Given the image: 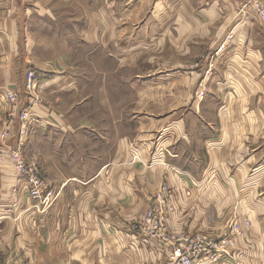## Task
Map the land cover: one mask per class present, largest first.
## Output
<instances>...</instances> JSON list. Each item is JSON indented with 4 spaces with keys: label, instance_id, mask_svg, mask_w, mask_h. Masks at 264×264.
Segmentation results:
<instances>
[{
    "label": "crops",
    "instance_id": "obj_1",
    "mask_svg": "<svg viewBox=\"0 0 264 264\" xmlns=\"http://www.w3.org/2000/svg\"><path fill=\"white\" fill-rule=\"evenodd\" d=\"M151 3L138 2L136 14L142 12L140 7L146 12ZM154 3V21L178 16L158 26L164 30L160 37L159 31L147 40L156 48L166 43L183 47L185 53L176 55L180 59L199 56L194 63L173 66L165 77L167 86L189 89L183 117L171 119L175 113H170L138 120L143 129L136 141L141 159L154 161L148 166L138 165L143 160L130 164L127 154L118 151L126 135L114 143V158L112 152L99 156V166L91 171H69L61 163L52 175L41 163L53 197L38 215L35 232H14L10 222H2L0 264H166L170 247L131 228L145 214L163 179L172 189L175 206L167 221L171 229L217 242L229 235L235 221L241 225L242 235L228 255L219 262L205 259L198 264H264V23L242 9V0ZM20 10L14 11V27L9 21L0 23V139L3 132L15 135L10 132L16 103L9 102L3 90L20 93L26 82L28 60L18 47L24 43L22 37L14 40L23 26ZM34 67L46 70L39 64ZM47 109L39 111L50 120L41 128L70 126ZM147 123L155 129L145 131ZM9 158L3 169L5 176L13 175V184ZM16 177L21 188L26 187L24 177ZM0 185L10 187L1 181Z\"/></svg>",
    "mask_w": 264,
    "mask_h": 264
},
{
    "label": "rangeland",
    "instance_id": "obj_2",
    "mask_svg": "<svg viewBox=\"0 0 264 264\" xmlns=\"http://www.w3.org/2000/svg\"><path fill=\"white\" fill-rule=\"evenodd\" d=\"M155 1L146 12L140 7L143 13L137 15L135 7L141 0H0V23L9 21L12 26L14 11L21 9L23 26L14 31V40L22 37L24 46L18 47L21 53L24 49L23 55L30 62H26V82L11 110L10 134L15 135L1 134L0 155L5 144L21 146L27 161L35 162L38 173L47 179L43 170L48 168L56 175V166L61 163L69 171H91L99 166V156L112 152L114 158V143L126 135L127 141L118 144V151L127 154L130 164L143 160L136 142L143 131L138 120L170 113H175L171 119L183 117V103L189 102L185 90L189 89L167 86L165 77L173 66L191 64L199 58L198 53H192L180 59L176 55L185 53L183 47L166 43L156 48L147 40L160 31L158 26L162 28L171 17L178 16L168 14L163 23L154 21L156 15L151 9ZM36 63L46 70H36ZM32 72L35 86L29 87ZM42 107H48L49 114L62 116L70 126L60 130L54 126L47 131L41 128L50 122L43 111L39 112ZM154 126L147 123L144 130L152 131ZM6 158L0 160V181L10 187L2 189L0 185V225L7 221L14 232H35L45 204L35 201L27 187L21 188L14 167L13 184V175H4ZM152 162L150 158L138 165ZM159 183L150 203L160 186L168 182L163 179ZM47 184L51 186L49 181ZM176 230L171 229L176 234L183 232Z\"/></svg>",
    "mask_w": 264,
    "mask_h": 264
},
{
    "label": "built area",
    "instance_id": "obj_3",
    "mask_svg": "<svg viewBox=\"0 0 264 264\" xmlns=\"http://www.w3.org/2000/svg\"><path fill=\"white\" fill-rule=\"evenodd\" d=\"M242 9L249 11L264 23V0H242ZM28 82L29 87L35 86L33 72L29 74ZM3 95L11 103H15L18 99V93L14 90L4 89ZM22 151L21 146L15 148L5 144L0 160L5 156L10 157L18 175L24 177L25 185L33 199L42 200L45 205L50 204L53 191L43 175L38 173L36 163H29ZM149 206L145 215L134 221L131 228L147 238L158 240L170 247L166 264H198L205 259L219 262L235 247L237 237L243 232L238 221L233 223L229 235L217 242H211L200 235L189 237L171 231L167 219L175 211V206L172 201V189L168 183L160 186ZM246 223L249 224V221Z\"/></svg>",
    "mask_w": 264,
    "mask_h": 264
}]
</instances>
